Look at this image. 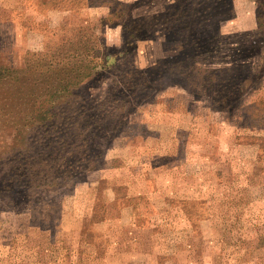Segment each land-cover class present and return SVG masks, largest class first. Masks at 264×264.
I'll return each instance as SVG.
<instances>
[{"label":"rangeland","instance_id":"1","mask_svg":"<svg viewBox=\"0 0 264 264\" xmlns=\"http://www.w3.org/2000/svg\"><path fill=\"white\" fill-rule=\"evenodd\" d=\"M0 73V264H264V0H0Z\"/></svg>","mask_w":264,"mask_h":264},{"label":"trees","instance_id":"2","mask_svg":"<svg viewBox=\"0 0 264 264\" xmlns=\"http://www.w3.org/2000/svg\"><path fill=\"white\" fill-rule=\"evenodd\" d=\"M200 1L203 2V3H208V1H212V0H200ZM216 1H219V0H215V2ZM200 12H203V10H200ZM110 57L111 56H107V58H110ZM72 60H74V59H72ZM28 63H29V61H28ZM73 63L78 66V61H73ZM50 65H53V62H51ZM85 67H87V66H85ZM4 70H6V68ZM7 70L9 71V73L11 75H15L16 73L19 75V74L22 73V71H24V70H18V69H10V68H8ZM89 74H90L89 72H86L84 74V76H86V75L88 76ZM2 76H3V74L0 73V77H2ZM70 78L72 79L73 76H71ZM22 92H23V87L18 88L16 91L11 93V95L17 101L10 102V104L9 103H5L7 106L9 105V107L14 108V110H16L14 112L16 117H17V115L23 113V117H22L21 120H25V121H24L23 125L21 126V127H23L22 129H24V130L28 129L32 125L33 121H35L36 119L41 118L42 120H40V121H45L47 119V116L50 115V114L53 115L52 117H54L56 120L59 119V118H63L64 117V115L66 113V111L64 110V106L68 105V103L67 104L60 103L58 108L56 110H54V111L52 109L49 110L48 108H44V109H42L41 112H37V110L34 109V107L32 106V104L34 102L33 100H34V97H35V95H33V90L30 89L27 92L28 93L27 96L22 95ZM2 93L3 92L0 91V95ZM17 95H18V97H16ZM25 97H26V101L23 100V99H25ZM50 98H52L53 101H58L60 99V97L57 94H52L50 96ZM3 107L5 108L6 106L3 105ZM23 111H25V112H23ZM3 127H5V126H3ZM7 127H11V126H7ZM12 131H15V129L12 130Z\"/></svg>","mask_w":264,"mask_h":264}]
</instances>
